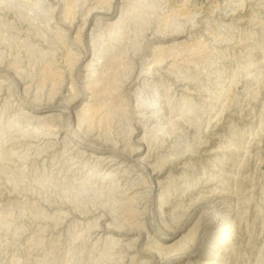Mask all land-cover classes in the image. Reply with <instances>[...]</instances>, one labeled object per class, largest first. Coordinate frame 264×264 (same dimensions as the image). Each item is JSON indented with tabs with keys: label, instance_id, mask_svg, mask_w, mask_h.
<instances>
[{
	"label": "rangeland",
	"instance_id": "rangeland-1",
	"mask_svg": "<svg viewBox=\"0 0 264 264\" xmlns=\"http://www.w3.org/2000/svg\"><path fill=\"white\" fill-rule=\"evenodd\" d=\"M0 264H264V0H0Z\"/></svg>",
	"mask_w": 264,
	"mask_h": 264
}]
</instances>
